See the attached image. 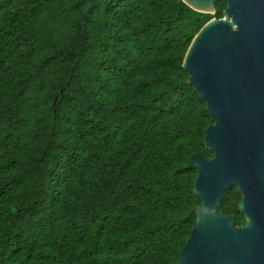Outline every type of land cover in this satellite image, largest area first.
<instances>
[{"label":"trees","instance_id":"obj_1","mask_svg":"<svg viewBox=\"0 0 264 264\" xmlns=\"http://www.w3.org/2000/svg\"><path fill=\"white\" fill-rule=\"evenodd\" d=\"M76 1L0 0V264H176L200 205L188 160L212 158L182 60L226 0L212 16L180 0H88L91 45L55 124ZM239 201L233 186L216 212L243 225Z\"/></svg>","mask_w":264,"mask_h":264},{"label":"water","instance_id":"obj_2","mask_svg":"<svg viewBox=\"0 0 264 264\" xmlns=\"http://www.w3.org/2000/svg\"><path fill=\"white\" fill-rule=\"evenodd\" d=\"M180 1L198 13L214 12L215 0ZM91 7L88 0L76 1L77 40L57 53L64 74L50 105L55 124L60 97L82 49L91 45L83 23ZM182 68L212 121L203 138L212 158L194 153L188 160L197 171L192 191L200 205L176 264H264V0H226L223 17L209 20L192 38ZM233 186L245 220L240 227L216 212Z\"/></svg>","mask_w":264,"mask_h":264},{"label":"rangeland","instance_id":"obj_3","mask_svg":"<svg viewBox=\"0 0 264 264\" xmlns=\"http://www.w3.org/2000/svg\"><path fill=\"white\" fill-rule=\"evenodd\" d=\"M223 1H225V0H220V2H223ZM215 2V1H214ZM26 3H31V2H26ZM23 9H30V8H33V5L31 6V7H23V6H21ZM209 15H214V12H212L211 14H209ZM223 17V12L221 13V15H220V17L219 18H216V17H212L210 20H219V19H221ZM243 217V216H242ZM244 219V218H243ZM244 224H245V220H244ZM243 224V225H244ZM243 225H238V226H236V227H240V226H243Z\"/></svg>","mask_w":264,"mask_h":264}]
</instances>
